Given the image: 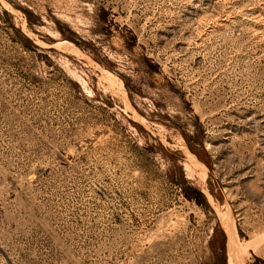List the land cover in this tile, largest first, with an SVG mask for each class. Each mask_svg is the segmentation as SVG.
I'll return each mask as SVG.
<instances>
[{"label":"rangeland","instance_id":"374dc122","mask_svg":"<svg viewBox=\"0 0 264 264\" xmlns=\"http://www.w3.org/2000/svg\"><path fill=\"white\" fill-rule=\"evenodd\" d=\"M222 215L264 264V0H0V264H229Z\"/></svg>","mask_w":264,"mask_h":264},{"label":"bare ground","instance_id":"6f19581e","mask_svg":"<svg viewBox=\"0 0 264 264\" xmlns=\"http://www.w3.org/2000/svg\"><path fill=\"white\" fill-rule=\"evenodd\" d=\"M110 80H112V79L110 78ZM116 90H117V87H116ZM122 92H123V90H122ZM190 159L193 162V164L199 165V163L196 160H194V158L192 156H191ZM200 168H201V165H200ZM202 170H203V168H202ZM222 217H223V219H222ZM222 217H221L222 224H223L224 230L227 233V239H228V241H227V249H228L229 264H242V257L244 255H246L247 251H249V249L253 246V244L251 242H245V241L238 242L237 241L238 239L236 240V238H235V233H234V229H233L234 225L232 224L231 220L226 215H222Z\"/></svg>","mask_w":264,"mask_h":264}]
</instances>
